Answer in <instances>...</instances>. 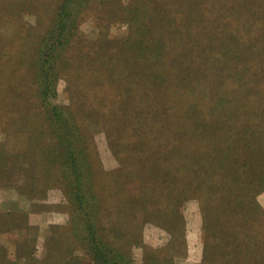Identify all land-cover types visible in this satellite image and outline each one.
<instances>
[{"label": "rangeland", "instance_id": "374dc122", "mask_svg": "<svg viewBox=\"0 0 264 264\" xmlns=\"http://www.w3.org/2000/svg\"><path fill=\"white\" fill-rule=\"evenodd\" d=\"M62 2L0 0V264H254L264 0H72L45 99Z\"/></svg>", "mask_w": 264, "mask_h": 264}, {"label": "trees", "instance_id": "16d2710c", "mask_svg": "<svg viewBox=\"0 0 264 264\" xmlns=\"http://www.w3.org/2000/svg\"><path fill=\"white\" fill-rule=\"evenodd\" d=\"M68 3H72V0H63L61 6L59 8L60 13L58 15L59 19L56 22V30L54 32L55 35H52L45 40L44 46H43L42 50L40 51V54L38 57L39 63L37 65V67L34 68V73L36 74V76L38 78L37 80L39 82V86L42 87L41 92H42V95L44 96L45 99H46V97H45L46 94L49 93V91H51L50 89H53V84L55 83L54 69H55L56 63L54 61L59 57L60 50L62 51V48L68 42V37L63 35V34L68 33L70 31V30L68 31V29H64V20H65L64 14L69 9ZM63 30H65V31H63ZM48 108H49V105H48ZM49 110H51L55 114L57 113L58 117L64 118L63 115L61 114V112L56 108V106H53V107L51 106V108H49ZM64 120L65 119H60L59 120L60 124L61 123L63 124ZM67 133L68 132H66L65 136L61 137L62 141H67V137L68 138L70 137V135L68 136ZM68 146H70L69 142H68ZM68 151H71V153ZM68 151H67V156H68V153L70 154L68 156V159H70L72 161L73 157H74V153L70 149H68ZM74 164H75V162H74ZM66 176H64V177H66ZM70 191H72V190H70ZM83 195H84V192L82 191L81 186H79V187H77L76 190H74V188H73L72 197L69 195L68 196H69L70 202H72V203L76 202V203H79L81 205L82 204V201H81L82 198L81 197ZM257 216H259V214H257ZM239 217H240L239 219L241 221L240 222L241 224L239 223V226L243 227L242 228L243 232H245L244 233V235H245L244 240H246L245 242H240V247H241L240 248L241 249L240 254H241V258H243V263L246 260H252V261L256 260L254 264H264V231L256 230L257 226L254 227L255 221H253V219H255V216L253 217L252 214H250L249 216H245L244 210H241ZM85 219H86L87 224L89 225L90 221L92 220V215L89 216V214L87 212V215H85ZM231 223L233 224V221H231ZM222 228L224 230V235L228 234V232H226V227L222 226ZM71 234L77 235V230L75 231L74 226L71 230ZM223 237H220L218 242H221ZM206 238H210V237L206 236L205 239ZM96 239H98V238H96ZM205 239H203L205 244H209V243L213 242V240L209 241V239H207V240H205ZM216 253H217L216 257H218V255H220L218 257V259H225V260L230 259V260H232L234 258V252L233 251L231 253H227L226 251H216ZM235 253H237V252H235ZM234 264H237V262H234Z\"/></svg>", "mask_w": 264, "mask_h": 264}]
</instances>
